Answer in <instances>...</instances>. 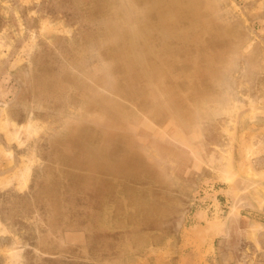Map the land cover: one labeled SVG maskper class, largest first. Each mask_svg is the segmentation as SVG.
<instances>
[{
  "label": "rangeland",
  "instance_id": "1",
  "mask_svg": "<svg viewBox=\"0 0 264 264\" xmlns=\"http://www.w3.org/2000/svg\"><path fill=\"white\" fill-rule=\"evenodd\" d=\"M0 220V264H264V0H0Z\"/></svg>",
  "mask_w": 264,
  "mask_h": 264
},
{
  "label": "crops",
  "instance_id": "2",
  "mask_svg": "<svg viewBox=\"0 0 264 264\" xmlns=\"http://www.w3.org/2000/svg\"><path fill=\"white\" fill-rule=\"evenodd\" d=\"M211 227L213 229H216L217 230L216 232H218V233L213 234L210 238H213L214 240L221 239V242L224 245L223 247H225L226 257L230 256L232 254V250H233L232 247H230L231 244L229 247L228 246L226 247L227 241L230 238L236 239V241H237L236 251L233 250V255L236 258L240 257L241 260H243L245 257H247L249 251L251 250L250 245H253V248L256 249V245H258V243L261 242V237L259 235L261 230H257L255 228L250 230L249 227H247L244 230L245 231V237L240 238L241 236H238L236 233V228H235V232H233L234 228L231 226V224L229 225L228 222H224V224H223L222 222L217 221V222H214V224L212 223ZM254 234L256 237H254ZM224 243H226V244H224ZM257 254H258V251L255 252L253 255H251L252 264H255Z\"/></svg>",
  "mask_w": 264,
  "mask_h": 264
},
{
  "label": "bare ground",
  "instance_id": "3",
  "mask_svg": "<svg viewBox=\"0 0 264 264\" xmlns=\"http://www.w3.org/2000/svg\"><path fill=\"white\" fill-rule=\"evenodd\" d=\"M35 122H34V120L31 119L26 124H17L15 122H12V121L10 122L8 120L7 121L5 120V121H3V124L6 123L5 126H7L9 123H12V125L14 127H16L17 129H16V131H12L11 130L10 132H13V133L16 132L15 136H14V139L15 138L18 139L19 138V136H18L19 134H18L17 130L19 128H25L30 133V132H32L33 129L36 128ZM30 173H31V167L28 164H26V166L24 168L19 169L18 171H15L11 175L7 176V183L10 184L12 182V179L16 178V179H18L19 185L25 186V185H27V183L29 181ZM1 225L3 226V224H2V222L0 220V226ZM9 254L11 255V257H14V256H16L17 253L12 248H10L9 249ZM12 259H14V258H12Z\"/></svg>",
  "mask_w": 264,
  "mask_h": 264
}]
</instances>
